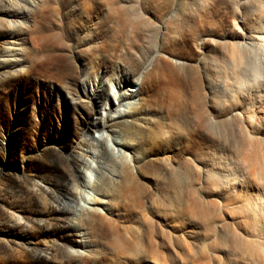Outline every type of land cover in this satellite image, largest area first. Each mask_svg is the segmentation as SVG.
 I'll list each match as a JSON object with an SVG mask.
<instances>
[{
    "label": "bare ground",
    "instance_id": "1",
    "mask_svg": "<svg viewBox=\"0 0 264 264\" xmlns=\"http://www.w3.org/2000/svg\"><path fill=\"white\" fill-rule=\"evenodd\" d=\"M181 1L14 0L13 75L46 76L50 65L62 81L79 60L93 97L105 95L99 68L113 71L119 91L137 87L118 94L126 120L107 118L120 143L100 149L98 159L80 157L92 195L76 190L67 205L85 204L72 221L85 249L74 255L78 263L264 264V0H241V15L233 14L220 41L211 50L198 43L194 56L171 36L179 24L163 25L190 17ZM189 1L191 11L204 7ZM70 4L76 20L60 23L59 6ZM219 5L210 0L212 19ZM82 20L85 35L70 48L61 29L76 33ZM240 26L244 42L236 43ZM113 101L107 94L115 113ZM86 103L77 98L73 106L83 111Z\"/></svg>",
    "mask_w": 264,
    "mask_h": 264
},
{
    "label": "rangeland",
    "instance_id": "2",
    "mask_svg": "<svg viewBox=\"0 0 264 264\" xmlns=\"http://www.w3.org/2000/svg\"><path fill=\"white\" fill-rule=\"evenodd\" d=\"M182 1L183 13L190 17L177 16L174 21L168 20L163 25L179 24L171 36L181 41L185 47L183 55L189 56L198 51V43L206 42L211 50V46L220 41L218 37L227 32L233 14L237 17L243 11L239 5L241 0H220L219 12L212 19L210 0H203L205 9L198 11L188 9L189 0ZM72 7L71 4L59 6L57 19L60 23L68 24L75 19L70 14ZM144 7L149 4L140 7L141 14ZM16 13L14 0H0V264H104L103 261L78 263L75 260L74 255L85 249H80L82 239L78 238L72 221L85 204L78 201V206L67 205L76 190L84 191L87 198L92 195L85 177L90 170L79 164L82 155L90 153L93 159H98L100 149L114 146L115 141L120 143L118 137L111 135L107 118L116 120L120 116L121 120H126L128 106L121 104L118 94L130 88L124 85L119 91L114 84L113 71L106 73L99 68L96 70L100 77L98 83L105 95H101L102 100L93 97L95 87L88 82L87 72L79 60L67 67V75L62 81L51 77L55 66L50 65L51 71L46 76L39 68L34 75L36 78L20 73L13 75L18 66L9 65V60L15 62L14 53L9 50L14 39L12 28L19 24V20L13 18ZM80 23L82 28L76 33L61 29L60 33L65 35L70 48L75 45L77 37L85 35L89 25L85 20ZM150 23L153 26L159 24L156 20ZM161 32L164 33V29ZM180 32L185 34L184 41L179 38ZM243 33L240 26L234 40L236 43L244 42L238 39ZM90 45L92 43L88 42L87 46ZM7 71L12 74H6ZM115 71L122 78L129 75L128 70ZM213 88L222 94L221 85L216 84ZM131 89L134 92L137 87ZM67 91L73 101L69 100ZM107 94L114 98L115 113L110 111ZM77 98L88 102L83 111L73 106ZM103 138L106 139L104 147L100 145ZM93 159L85 156L83 161L92 167L95 165ZM67 208H70L67 212L62 211ZM60 231L64 234L60 235Z\"/></svg>",
    "mask_w": 264,
    "mask_h": 264
}]
</instances>
